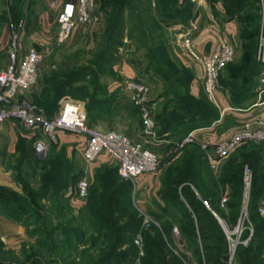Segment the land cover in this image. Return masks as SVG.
<instances>
[{"label": "rangeland", "instance_id": "374dc122", "mask_svg": "<svg viewBox=\"0 0 264 264\" xmlns=\"http://www.w3.org/2000/svg\"><path fill=\"white\" fill-rule=\"evenodd\" d=\"M161 1L160 9L157 10L159 0H129V6L125 13L123 38L113 46L107 42L108 15L113 6L109 4V0H98L90 21L75 28L66 43L55 45L52 40H49L50 42L46 43V48L41 49L39 44L32 46L41 54L40 74L36 83L41 86V90L35 93L33 89L29 98L31 102L35 103L47 85L46 81L55 82V89L59 84L69 87L71 93H65L63 97H68L83 106L90 126L102 128L105 131H114L132 141L143 142L145 147L159 156V169L156 173L144 175L134 183L119 180L130 189L127 197L130 200L134 218L139 224L135 234L124 233L121 246L116 252L121 255L126 253L127 256H119L109 264H142V259L145 257L144 234L147 233L150 248H152L151 240L154 238V228L161 230V226L163 227L166 223L170 225L169 242L166 243V249L169 251L168 257L172 255L171 258L182 259L184 264H205L198 260L195 252L196 244L198 247L201 244L200 237L196 232L195 237L188 234L189 226L186 215L189 216V223L193 224V228H197V213L190 204L185 202L188 201L186 197L190 195L193 201L203 207L200 206V209L211 215L222 235L224 250L218 255V260L222 264H242L246 255L244 249L254 239L259 221L264 220V215L258 214L260 208L264 209V197L260 200L258 212L251 208V180L253 177L249 168V157L246 156V162L243 159L245 151L252 149L260 155L257 164L264 169V144L253 141L243 142L217 161L214 168H211L210 162L205 159V154L200 146V141L206 139L201 137L200 133L216 124L215 122L220 118L221 109L211 101L214 107L208 103L209 99L207 97L205 99L202 95L203 90L192 94L191 87H195L200 82L201 67L197 66L195 60L188 55L184 43V38L189 37L195 48L193 39L196 36L195 32L200 19L207 23L209 21L207 14L215 16L217 13L223 12L227 16L224 4L221 0H206L202 3L197 0H177L173 8L165 6L168 4L166 0V2ZM255 1L257 4L254 6L259 9L255 15H258L259 19L254 60L259 64V72L253 77L250 75L251 79L249 77L245 80L244 85L248 87L246 92L239 90L243 85V81L239 78L236 79V85L232 88L234 89L233 94L223 86L222 81L227 77V66L238 64L243 57L246 59V63H249V53L246 48L250 44L241 40L240 35L243 29L250 30V27L240 23L238 17L252 16L255 12L245 8L239 11L238 16L233 19L238 26L237 36L231 39L234 56L220 70L217 80L216 95L225 99L228 107L231 103L244 109L230 107L231 110L228 113L236 115L251 109L258 102L256 89L260 72L264 70V65H261L264 62L258 59L259 44L264 35V0ZM41 3V0H0V22L7 21L10 28L8 45L5 53L0 55L9 57V51L15 45L19 57V54L22 53L20 51L23 50L20 48V42L27 38L29 13L33 9L41 11L43 8V6L39 7ZM148 7L151 9L150 13L143 12L142 14L144 17L141 28L144 33L142 32L143 37L140 38L139 33L131 32L130 17H132L134 9L141 10V8L147 9ZM167 11L172 15L165 17L164 13ZM47 35H43L44 39ZM1 60L0 68L3 66ZM185 68L194 77L190 83V93L198 98V102L192 105L199 103L200 108L209 111L215 121L211 122L206 118L197 123V120H193L194 122L191 123L201 127L186 132L184 123L180 124L181 121L175 115L168 125L174 128L170 136L166 137L165 133L161 132L166 122L157 120V126L154 129L155 137H148L145 134L138 108L130 100V91L127 89L128 81L141 82L149 87L150 107L154 120L159 114L170 117L172 114L163 108L166 105L170 106L168 109H171V101L174 99L171 97H179L183 88L180 85H174L172 89L165 79L167 77L171 80L170 76L174 73H178L180 79L183 78L186 75L183 71ZM156 72L161 73L165 78ZM79 89L80 91L84 89V92H80ZM239 93H243L244 99H239ZM94 96L100 100L101 104L89 110L87 109L88 98ZM261 98L264 99V96ZM180 102L183 104V101ZM252 110L255 113L260 111L255 108ZM42 111L44 113L46 109L43 108ZM226 117V113H223L221 121H224ZM228 117L231 126L238 125L232 116ZM16 122L7 123L5 128L0 131V162L4 156V172L9 174L19 192L12 189L13 191L21 194V186L16 184L15 180L19 175L17 168L21 170L22 180L29 183L35 191L44 187L47 182L44 176L49 168L55 164V167L59 168L60 165H63V161L72 165V174L75 179L68 184L66 189L65 198L67 197V201L59 197L45 198L39 201L41 218L37 219L38 221L35 223L29 224L25 219L19 220L18 222L22 221V223H18L0 213V260L6 264H28V257L35 255L43 264H99L105 254L111 251L113 230L130 224L129 215H126L127 213L123 209V202H118L114 197L110 201L108 200L106 213L108 212L109 219H106L104 225L99 224L97 218L89 211V205L95 198L91 194L93 188H98L99 192L102 191L100 180L104 176V171L116 169L118 163L106 155H101L93 163H85L81 157L83 137L76 133L59 130L57 131V142L48 147L43 157L34 161L40 170L28 168L26 163L20 165L18 162L20 154L30 152L34 141L43 139V137L36 132L26 131ZM172 124L173 126H171ZM232 130L235 129L232 128ZM191 132H194L196 142L186 144L180 149L173 148L174 143L180 142ZM16 138L24 139V145L21 144L18 148ZM169 151H171L170 154ZM61 154L63 159L60 158ZM51 157L52 164L49 165ZM231 158H238V161L241 162V171L238 175L241 183L240 201L236 212L227 206L231 200L229 187L219 183L221 169ZM183 159H190V164L200 171L199 180L202 185L198 188L186 181L180 185L176 192L177 201L171 200L169 197L165 198L164 193L170 194L166 193L162 184L163 180L167 177L169 170ZM245 169L250 171L249 177H245ZM85 175L89 179L88 194L84 201L78 202L75 201L74 188ZM42 176L43 178H41ZM183 186L188 187L190 195L186 194L185 197L181 194ZM217 192L219 193V202L215 208L212 202L215 198L214 194ZM205 194H210V198H201ZM223 200L224 202H222ZM39 230H41L40 233ZM212 238L210 236V240H213ZM209 243L211 241L207 244ZM132 247L136 249L135 255L130 253Z\"/></svg>", "mask_w": 264, "mask_h": 264}, {"label": "trees", "instance_id": "16d2710c", "mask_svg": "<svg viewBox=\"0 0 264 264\" xmlns=\"http://www.w3.org/2000/svg\"><path fill=\"white\" fill-rule=\"evenodd\" d=\"M159 2L157 3V10L160 9ZM165 1V0H164ZM168 4H166V7H175V3L177 0H166ZM165 1V2H166ZM224 4L225 12L228 16V19L233 20L236 16H238V12L249 8V10H254V15L252 16H244V18L238 17L239 22L243 23L244 26L250 27V30L245 28L243 31H241L240 38L243 39L244 42H249V47L246 48L249 55V63H246V59L243 57L241 61L238 62L236 65H229L226 67V79H223L222 83L223 86L226 87L231 94H233V91L237 82V78L241 79L243 81V85L239 88L240 91H247L248 87H246L244 84L245 80H247L250 75L253 77L258 70L257 62L254 60L255 57V42L257 40V23L259 16L255 15L257 14V11L259 10L254 5H256L257 1L255 0H221ZM162 3V1H161ZM109 4L112 6V11H110L108 17H109V25H108V31H107V42L110 46H113L117 43H119V40L123 38L124 33V24H125V18H126V11L127 6H129V0H109ZM144 6V5H143ZM139 9V8H138ZM12 10V7H11ZM150 8L142 9L141 10H133L132 11V17L131 24L132 29L131 32L139 33V37H143L142 34V28L141 24H143V12L146 14L150 13ZM252 13V12H251ZM168 17L169 15H172L169 11L164 13ZM164 16V15H163ZM148 17V16H147ZM177 18V17H176ZM144 33V32H143ZM131 39V37H129ZM164 60V59H163ZM166 63V61L164 60ZM261 65H264L261 63ZM185 72V76L183 78H179L178 73H174L170 76L172 77L171 80L166 77L165 81L168 82L169 87L174 85H180L183 90L179 97H171L174 98L171 101V109H168L170 106H166L163 108L165 111L170 112L172 114L170 117H166L164 114H159L158 117H155V125L157 126V120H162L163 122L168 123L167 125L164 124L162 127L161 132L165 133V136L168 137L171 135V132L174 131V128L168 126L170 121L174 119V116L177 115L180 124L184 123L185 128L187 131L189 130H195L200 128L198 124L191 123L194 122L193 120H197V123L200 122L203 119L207 120L209 119L211 122L215 121L214 116L210 114L209 111L202 110L200 108V104L198 105H192L198 102V98L193 96L190 93V83L191 80L194 78L192 74L189 72L188 69H183ZM182 72V71H180ZM262 72V71H261ZM260 72V73H261ZM161 75V77L165 78L161 73L156 72ZM250 77V79H251ZM179 81V82H178ZM174 83V84H173ZM45 87L43 88V91L41 92L40 97L33 103L41 112L43 113L42 109L45 108L46 111H44L43 115L46 118H52L59 110V101L63 98V94L65 93H71L69 91V87H65L64 85L59 84L58 87L55 89V82L53 81H46ZM58 84V83H57ZM173 84V85H172ZM61 85V86H60ZM80 91V89H79ZM239 91V92H240ZM80 92H84V89H81ZM243 93H239V99H244ZM202 95L206 98L204 92L202 91ZM89 105L87 106V109L90 110L92 107L99 106L101 104L100 100L97 97H89ZM183 101V104L180 102ZM212 107L213 104L209 101L208 102ZM191 105V107H190ZM230 107L233 109H242L239 106H236L234 104L230 103ZM42 108V109H41ZM244 110V109H242ZM219 116V114H218ZM198 118V119H197ZM218 119V118H217ZM216 119V120H217ZM200 120V121H199ZM187 124V125H186ZM173 126V124L171 125ZM187 126V127H186ZM25 140L24 139H17V146L21 144L24 145ZM54 145V144H52ZM28 153H21L20 157L18 158V162L20 165L23 163H26L27 167L34 168V170H40L38 164L34 163L37 158L33 153V146L32 149L29 150ZM246 152V153H245ZM244 159L243 161L246 162V156L249 157L248 162L249 168L252 171V180H251V208L252 210L258 212V206L260 205V200L264 197V169L260 168L257 164L259 160V154L255 153L252 149L248 151H245ZM61 159H63L62 154L60 156ZM56 162V161H55ZM54 162V163H55ZM190 159H183L180 161L177 165L172 167V169L169 170L167 173V177L163 180V187L166 190V193L168 192L170 195H167L164 193L165 198H170L171 200H178V195H176V192L179 190V187L184 182H190L195 187L200 188L202 185V182L200 183V171H198L193 165L190 164ZM38 163V162H37ZM52 164V157L51 160H49V165ZM56 165V164H55ZM53 165L49 170L47 171L44 178L46 179V183L43 188L39 189L38 191L33 190L31 188V185L24 180H22V177L20 175L21 170L17 168L18 170V177L15 178L17 181L16 184L21 186V194L13 191L10 188L0 186V213L4 215L5 217L12 218L15 221L19 220H27L26 222H29V224L35 223L38 221L37 219L41 218V212L39 211V201L45 198H55L59 197L64 201H67V197L65 198V192L68 187V184L73 181L74 175L72 174V165L68 163L67 161H63V167L60 165L59 168L55 167ZM33 170V169H32ZM241 171V162L238 161V158H231L226 163L225 166L221 169V177L219 179L222 185L224 184L225 187H229L231 191V197L230 202L227 203V206L230 207L234 212L237 211L239 207V201H240V186L241 183L239 181V172ZM33 176V173H32ZM31 176V177H32ZM43 178V176L41 177ZM120 177L117 174V168L111 169V170H105L104 176L100 180L101 188L103 187L102 191L99 192L98 188H93L92 196H94V201L91 202L89 205V211L92 213L96 218L99 224L105 223L106 219L108 220V212L106 213V208L108 207V200L110 201L112 197L117 198L118 202H123V209L127 213L126 215H129L130 224H127L126 227H118L114 229L112 232L113 234V241L111 243V251L108 254H105L104 258L99 261V264H109L111 261L116 259L119 256H124L126 253H116L119 247L121 246V243L123 241V235L125 232L135 234L138 230V221L135 220V215L133 214V211H131V203L130 200L127 197V194L129 192V188L126 187L125 183L119 182ZM122 181V180H121ZM119 182V183H118ZM218 183H216L217 185ZM215 185V187H217ZM219 186V184H218ZM178 187V189H177ZM220 187V186H219ZM218 189V188H217ZM37 192V193H36ZM40 193V194H39ZM187 186H183L181 189V194L186 197V194H189ZM191 194V193H190ZM189 194V195H190ZM115 195V196H114ZM214 201L212 202V205L217 207V203L219 202V193H215ZM202 196V194H201ZM189 197H186L187 200L185 201L188 204L193 207V210L197 213V228H193V224L189 223V216L186 215V220L188 222L189 230L188 234L192 237L195 232L200 237L201 244L198 247L197 244L195 246V252L196 256L198 257V260L205 263V264H222L218 260V255L223 252L224 250V241L222 238V235L217 229V226L215 225L214 220L212 219L211 215L205 212L204 210L200 209L202 206L197 202L193 201V199ZM201 198H210V194L203 195ZM69 200V199H68ZM201 206V207H200ZM203 208V207H202ZM40 212V213H39ZM220 213V212H219ZM222 214V213H220ZM259 214V212H258ZM260 216V215H259ZM260 223L257 225V233L254 237V239L251 241V244L244 249L245 256L243 259L242 264H262L264 263V220H260ZM18 223H22L18 222ZM104 225V224H103ZM170 225L164 224L163 227L161 226V230L154 228V238L151 240L152 248H150V242L148 240L147 233L144 234L145 238V257L142 259V264H184L182 259H178L176 257H168L169 251L166 249L167 242H169V233ZM41 230L38 232L40 233ZM215 235V236H214ZM210 236H212L213 240H210ZM207 244L208 242H210ZM195 243V242H194ZM130 253L132 255L136 254V249L132 247L130 250ZM119 254V255H118ZM127 256V255H125ZM202 256V258H200ZM28 264H43L41 260L36 257L35 255H31L28 257ZM56 263V262H55ZM0 264H6L3 261L0 260Z\"/></svg>", "mask_w": 264, "mask_h": 264}, {"label": "built area", "instance_id": "2783aa9c", "mask_svg": "<svg viewBox=\"0 0 264 264\" xmlns=\"http://www.w3.org/2000/svg\"><path fill=\"white\" fill-rule=\"evenodd\" d=\"M197 1L202 3L206 0ZM97 3L98 0H65L56 13L52 42L55 45L66 43L75 28L90 21ZM49 7L51 9L56 8L55 0H49ZM184 43L188 55L202 69V90L205 96L218 107L216 102L218 75L220 70L234 56L233 43L223 40L211 52L203 54L195 50L189 37L184 38ZM13 46L9 51L7 66L0 70V124L15 120L26 131L40 134L43 139H38L33 143V153L37 158L46 154L48 147L57 142V131L63 130L84 137L85 146L81 157L85 163H93L101 155H106L116 161L118 163L117 174L121 180L134 183L140 177L158 171L160 160L155 152L145 147L143 142L132 141L114 131H105L102 128L90 126L84 108L79 102L63 97L59 101L58 112L52 118H46L29 98L39 78L41 54L34 48H30L19 58L17 48L15 45ZM258 59L264 62V35L260 40ZM127 89L130 91L131 102L138 108L145 134L148 137H155L156 125L150 107L149 87L141 82L128 81ZM256 93L258 102L251 109H258L260 110L259 113H253L241 121L234 127L235 130H232L226 137L215 142L200 141L205 159L210 162L211 168H214L217 161L224 158L243 142L253 141L264 144V99L261 98L264 96V70L259 75ZM224 111H220V118L215 123L221 121ZM239 112L241 111L239 110ZM196 140L194 132H191L180 142L174 143L173 148L180 149L186 144L196 142ZM170 153L171 151H169ZM244 175L249 177L250 171L245 169ZM88 189L89 179L85 175L74 188L76 192L75 201H84ZM259 214L264 215L263 208L259 209Z\"/></svg>", "mask_w": 264, "mask_h": 264}, {"label": "crops", "instance_id": "0c3cea01", "mask_svg": "<svg viewBox=\"0 0 264 264\" xmlns=\"http://www.w3.org/2000/svg\"><path fill=\"white\" fill-rule=\"evenodd\" d=\"M64 1L65 0H55L56 8L51 9L49 7V0H41L42 3L39 7L43 6L42 10L38 12L37 10L33 9V11L29 13V17H28L29 28L27 32V38L24 41L20 42V48H23V50L20 51L22 53L19 54V58H21L30 48H32V46L35 45L37 46L39 44L38 46L41 47V49L47 47L46 43L50 42L49 40H52V37L54 35L56 13L63 5ZM207 17L209 21H207V23L205 22L206 25L203 22V20L200 19V22L197 25V31L195 32L196 36L193 39L195 43V50L200 54L211 52L215 48V46L223 40L231 41V39H234V37H236L238 33L237 23L234 20L228 19V17L223 12L217 13V15L215 16H212L211 14H207ZM43 35H47L45 36L46 39H44ZM9 39H10L9 25L7 21H1L0 22V54L5 53ZM0 59H2L1 64H3V66L0 68V70H2L7 66L9 62V58L5 57L4 55H0ZM200 76L201 77L199 78L200 79L199 84L196 85L195 87L194 86L191 87L192 94H195L197 91L202 90V81H203L202 69ZM40 87H41L40 85H36L34 87V92L35 93L39 92L41 90ZM216 101H217V105L219 106V109L225 110L224 113H226L227 117L224 121L216 123L211 127L207 128V131L200 133L201 137H204L206 140L210 142H215L220 138L228 136L232 128L235 127L230 125L229 123L230 121L228 117L229 115L234 118L237 124H239L241 121L248 118L251 114L255 113L254 110L247 109L237 115L231 114L228 113L230 111L228 109L231 108L228 107V103L226 102L225 99H223L220 95L217 94ZM12 122H16V121L10 120L1 123L0 131L5 128L7 123H12ZM56 138L58 140V132L56 133ZM15 141H17V138L15 139ZM84 146H85V139L83 137L81 144L82 150ZM3 162H5L4 156L2 161L0 162V186L7 187L19 192L18 189L14 186L13 181L10 179L9 174L7 172H4L5 169Z\"/></svg>", "mask_w": 264, "mask_h": 264}]
</instances>
